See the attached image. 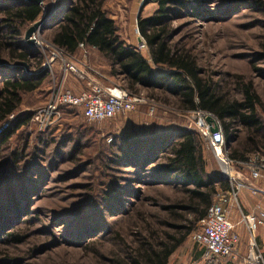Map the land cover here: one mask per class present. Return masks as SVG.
<instances>
[{"label": "rangeland", "instance_id": "374dc122", "mask_svg": "<svg viewBox=\"0 0 264 264\" xmlns=\"http://www.w3.org/2000/svg\"><path fill=\"white\" fill-rule=\"evenodd\" d=\"M72 1H44L42 18L46 17L47 21L35 33V46L44 53L45 62L50 50L43 47L52 44L49 28L58 22ZM263 3L264 0H196L198 12L202 11L200 16L179 19L174 27L178 30L175 41L191 50L205 76L220 83L231 97H239L238 87L243 81L254 82L262 99L258 112L264 122V61L260 57L264 52ZM157 7L154 3L146 5L145 0H106L105 3L121 37L135 45L141 37L137 23L139 15H152ZM142 51L148 56L147 49ZM75 58L82 60L81 55ZM86 63L106 76L94 73L101 83H123L120 78L109 75L105 61L97 54H90ZM60 65L58 61L53 69L48 68L51 76L41 90L23 95L16 113L0 124V134L18 117L46 102L53 89L74 90V86H78L77 80L65 74ZM155 95V101L141 95L146 103L112 119L89 121L81 110L68 108L53 133L40 134L31 120L14 135L0 152V172L11 165L13 151H21L26 144L24 156L39 155L37 163L40 165L26 174V178L32 179V187L26 193L29 201H26L23 215L0 235V253L4 252L0 264H115L128 245L137 247V235H147L150 229L162 233L170 231L167 226L170 220L162 207L176 202L180 194L163 181L154 179L156 166L145 171L127 165L113 154L118 152L115 142L110 143L112 137L124 133L153 135L176 129L197 130L200 121L197 112L178 111L177 100L172 94L155 92ZM151 107L154 108L152 114ZM7 122L9 127L1 132ZM239 139H246L245 130H240ZM37 147L44 150L39 151ZM206 154L210 172L221 174L223 167L207 146ZM236 169L250 177V172L240 164ZM37 173H41L42 178L38 179ZM108 192L112 197L104 201ZM95 201H102V205L98 207ZM81 210V216L88 223L93 222L95 236L92 238H79L76 226L68 224L70 216ZM17 231L21 232L18 244L6 237L9 232ZM6 244H9L8 251L2 248ZM201 251L189 235L171 256L169 264H194Z\"/></svg>", "mask_w": 264, "mask_h": 264}, {"label": "trees", "instance_id": "16d2710c", "mask_svg": "<svg viewBox=\"0 0 264 264\" xmlns=\"http://www.w3.org/2000/svg\"><path fill=\"white\" fill-rule=\"evenodd\" d=\"M194 2L196 0H145L146 5L158 6L152 15L138 17V30L145 40L148 56L121 37L116 21L105 9L106 0L72 1L58 22L49 28L51 43L72 56L79 54L80 44L84 43L91 54L105 61L109 75L120 78L123 82L120 85L134 95L155 101V92L172 94L180 112L211 113L221 122L230 158L244 161L254 154L264 155V122L258 112L262 99L254 82L243 81L238 87L239 97H231L220 83L205 76L191 50L175 41L178 30L174 22L200 16L202 12H198ZM44 8L45 4L24 0H0V124L16 113L23 95L41 90L51 76L50 70L44 67L46 59L42 50L25 41L28 26L42 18ZM260 57L264 61V52ZM68 108L81 110L67 106L63 112ZM36 110L18 117L0 134V152L21 128L31 123ZM59 124L45 133H53ZM241 129L246 131V139L242 141L239 139ZM113 142L118 147V152L113 153L117 158L145 171L156 166L154 179L180 194L176 202L162 207L168 214L170 231L162 233L150 229L147 235H137V247L128 245L115 264H169L171 256L189 235L200 229L216 196L231 190L232 184L223 173L210 172L206 154V146H209L198 130L176 129L153 135L124 133L112 137L110 143ZM26 145L21 151H13L11 165L0 172V235L8 226L19 222L29 201L26 193L32 187V179L26 178V174L40 165L37 163L39 155L24 156ZM37 174L38 179L42 178L41 173ZM111 197L108 192L103 199L108 201ZM96 204L100 207L102 201ZM81 214L83 210L70 214L68 224L76 226L79 238H92L95 236L93 222L88 223ZM20 233L9 232L6 237L18 244ZM8 246L2 248L8 251Z\"/></svg>", "mask_w": 264, "mask_h": 264}, {"label": "built area", "instance_id": "2783aa9c", "mask_svg": "<svg viewBox=\"0 0 264 264\" xmlns=\"http://www.w3.org/2000/svg\"><path fill=\"white\" fill-rule=\"evenodd\" d=\"M137 46L140 50L147 49L145 40ZM46 47L49 48L50 54L47 62L44 63L45 67L53 69V65L59 61L64 73L72 75L83 83L85 89L81 92L63 87L53 89L46 103L32 116V122L38 132L45 133L55 126L63 116V108L67 106L80 108L87 120L96 122L134 111L138 105L147 102L143 96L132 94L120 84H103L94 77V73H98L106 78L86 63L91 52L84 43L80 44L82 60L76 59L53 44L43 48ZM153 112L154 108L151 107L150 113ZM197 113L200 117L197 130L218 157L223 167V176L230 180L232 189L216 196L207 216L201 221L200 229L192 234V238L205 250L202 264H222L225 259L233 255L241 242L238 229L240 224L231 217L232 207L239 202L241 190L247 189L254 195L264 194V189L256 182L264 180V155L254 154L244 161L230 158L226 150V139L221 122L211 113L202 111ZM208 116L214 119L213 126H218V132H212V126L207 121ZM9 125L7 122L1 128V132ZM237 164L248 170L250 177L237 170ZM241 222L248 232V251L243 264H264V252L258 241V230L264 225V206L258 205L252 212H242Z\"/></svg>", "mask_w": 264, "mask_h": 264}, {"label": "crops", "instance_id": "0c3cea01", "mask_svg": "<svg viewBox=\"0 0 264 264\" xmlns=\"http://www.w3.org/2000/svg\"><path fill=\"white\" fill-rule=\"evenodd\" d=\"M130 44L135 45L133 43H130ZM137 44H139V38H137ZM79 55H81V50L79 54L76 56H79ZM77 82H78V86H74V90L77 92L83 91L85 89V85H83L78 80ZM256 182L259 186H261L264 189V180L261 179ZM258 205L264 206V194L254 195L247 189L241 190L240 195H239V202L233 205L232 213H231L232 219L236 223L240 224L238 229L241 235V242L235 249L233 255L225 259L222 264H243L244 257L246 256L247 251H248V232L244 224H242L241 222V213L242 212H252L256 209ZM258 241L264 252V225H262L258 230ZM203 252H205L204 249H202V251L197 254V258L194 264H202V259H203V254H204Z\"/></svg>", "mask_w": 264, "mask_h": 264}, {"label": "water", "instance_id": "95a60500", "mask_svg": "<svg viewBox=\"0 0 264 264\" xmlns=\"http://www.w3.org/2000/svg\"><path fill=\"white\" fill-rule=\"evenodd\" d=\"M24 1H27V2H30V3H35V4H38V5H44V1L45 0H24ZM47 21V18L46 17H43L42 19H40L39 21L35 22L26 32L25 34V40L28 42V44L30 45H36L37 44V40L35 38V33L37 31H40L42 26L44 25V23ZM143 37H139V43H142L143 42ZM207 121L210 123V125L212 126L211 127V130L213 133H216L219 131V128L218 126H213V122H214V119L212 118V116H208L207 117ZM218 138V137H217Z\"/></svg>", "mask_w": 264, "mask_h": 264}]
</instances>
